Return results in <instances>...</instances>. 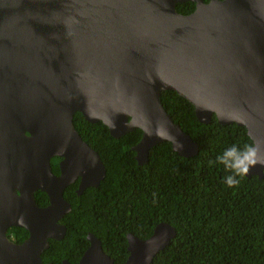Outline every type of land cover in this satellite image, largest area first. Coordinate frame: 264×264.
Returning <instances> with one entry per match:
<instances>
[{"label": "water", "instance_id": "1", "mask_svg": "<svg viewBox=\"0 0 264 264\" xmlns=\"http://www.w3.org/2000/svg\"><path fill=\"white\" fill-rule=\"evenodd\" d=\"M189 1L192 13L178 11ZM166 90L187 98L200 122L215 115L264 144V0H0V264H52L42 255L67 233L65 189L78 177L80 192L106 177L77 112L114 138L141 129L132 147L140 165L169 142L146 133L159 123L183 141L182 151L170 142L179 155L200 152L165 108ZM253 175L264 178V166ZM38 190L48 206L37 203ZM13 226L29 236L15 242ZM176 234L169 222L146 239L128 233L124 264H152ZM88 240L80 264H115L95 234Z\"/></svg>", "mask_w": 264, "mask_h": 264}, {"label": "trees", "instance_id": "2", "mask_svg": "<svg viewBox=\"0 0 264 264\" xmlns=\"http://www.w3.org/2000/svg\"><path fill=\"white\" fill-rule=\"evenodd\" d=\"M195 8L191 1L178 4L184 14ZM162 100L173 120L199 143L197 155L181 156L170 142H162L140 165L132 147L141 140V129L114 138L103 122L74 115L77 130L99 152L107 174L81 196L73 192L75 185L68 188L72 209L62 220L67 233L50 240L45 263L67 259L79 264L92 232L115 264H124L128 233L146 239L157 224L169 222L177 234L152 264H264V178L246 175L238 178V187H228L226 177L232 173L209 165L225 148L253 143L247 128L221 124L215 115L210 123L200 122L194 105L175 90L164 91ZM43 197L37 195L42 206L48 203ZM9 233L17 242L29 234L16 226Z\"/></svg>", "mask_w": 264, "mask_h": 264}, {"label": "clouds", "instance_id": "3", "mask_svg": "<svg viewBox=\"0 0 264 264\" xmlns=\"http://www.w3.org/2000/svg\"><path fill=\"white\" fill-rule=\"evenodd\" d=\"M113 126H115L113 124ZM149 136H156L162 140L171 142L177 151L185 147L183 141L173 135L165 123H159L154 128H145ZM223 165L224 169L232 174L226 177L228 187H238L240 179L250 173V170L257 166H264V144L257 141L245 144L242 148L239 145H232L216 157V160L209 161L210 166Z\"/></svg>", "mask_w": 264, "mask_h": 264}, {"label": "flooded vegetation", "instance_id": "4", "mask_svg": "<svg viewBox=\"0 0 264 264\" xmlns=\"http://www.w3.org/2000/svg\"><path fill=\"white\" fill-rule=\"evenodd\" d=\"M208 2H210V0L208 1ZM62 160H63V157L62 156H60V155H55V156H52L51 157V159H50V162H51V166H52V169H53V173L54 174H56V175H60L61 174V162H62ZM81 177H78L77 179H76V181L75 182H73V183H71L69 186H67V188L65 189V192H64V197H65V199L71 204V206H72V201L70 200V198L68 197V195H66V192H67V190H68V188L70 187V186H72V185H75L74 186V188H73V192H75L78 196H81V195H83L86 191H87V189H89V188H92V187H95V186H88V187H86L85 189H83V190H81V192H80V186H81ZM44 193L45 195H46V198H48V203L46 204L45 203V205H40L39 204V202L37 201V195L39 194V193ZM35 197H36V201H37V203L41 206V207H46V206H48L49 204H50V197H49V195H48V193H46V192H44V191H42V190H38V191H36L35 192ZM45 197H43V200L45 201V199H46ZM47 201V200H46ZM66 216V215H65ZM64 216V217H65ZM63 217V218H64ZM63 220V219H62ZM62 220H61V222H62ZM63 223V222H62ZM14 227V226H13ZM16 227H18V226H16ZM12 228V227H11ZM10 228V229H11ZM9 229V230H10ZM27 230V229H26ZM28 231V230H27ZM29 232V231H28ZM90 233H92V232H90ZM89 233V234H90ZM8 234H9V237L11 238V239H13L14 241H15V238L14 237H11L13 234L12 233H9L8 232ZM88 234V235H89ZM11 235V236H10ZM28 236H29V234H28ZM27 236V237H28ZM27 237H25L24 239H23V241L27 238ZM87 239H88V237H87ZM23 241H21V242H23ZM15 242H17V241H15ZM21 242H17V243H21ZM81 259V258H80ZM68 261L67 259H63L62 260V264H64V261ZM49 263H51V262H49ZM70 264H72L71 262H70ZM79 264H80V260H79Z\"/></svg>", "mask_w": 264, "mask_h": 264}]
</instances>
